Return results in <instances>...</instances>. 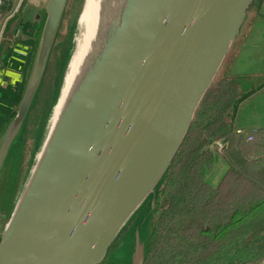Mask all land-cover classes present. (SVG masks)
<instances>
[{"label": "water", "instance_id": "1", "mask_svg": "<svg viewBox=\"0 0 264 264\" xmlns=\"http://www.w3.org/2000/svg\"><path fill=\"white\" fill-rule=\"evenodd\" d=\"M68 2L44 4L28 75L0 148L24 131ZM253 2L126 0L48 140L47 122L0 233V264H100L136 214L118 259L144 264L158 194Z\"/></svg>", "mask_w": 264, "mask_h": 264}, {"label": "trees", "instance_id": "2", "mask_svg": "<svg viewBox=\"0 0 264 264\" xmlns=\"http://www.w3.org/2000/svg\"><path fill=\"white\" fill-rule=\"evenodd\" d=\"M256 1L259 6L262 0H254L252 6ZM73 37L71 32L65 53L58 60L59 72L66 67ZM236 95V83L222 75L205 93L158 194L165 202L155 213L144 264H237V230H264V159L247 160L255 151V136L252 134L253 142H247L230 129L231 122L227 123ZM54 100L47 102L42 115L32 116V136L36 137L40 119L48 115ZM216 143L228 144L224 156L233 166L212 187L205 181L203 170L211 167L213 153L203 151ZM14 158L12 163L18 170L1 187V210L8 216L19 189L13 176L22 169L21 155L19 161L16 156L10 162ZM251 251L245 262L264 260V237L253 242Z\"/></svg>", "mask_w": 264, "mask_h": 264}, {"label": "crops", "instance_id": "3", "mask_svg": "<svg viewBox=\"0 0 264 264\" xmlns=\"http://www.w3.org/2000/svg\"><path fill=\"white\" fill-rule=\"evenodd\" d=\"M24 1L0 0V133L16 113L22 87L30 67L32 48L38 33V23L33 19L41 14L39 9L41 10L46 3V0H26L27 3L23 4L21 14L20 10L18 11L19 4ZM32 12H36L33 17ZM254 12V16L249 18L246 27L241 29L235 41L232 62L225 67L222 76L236 83V100L230 112L232 131L246 132L251 137L253 134L256 146L252 157L256 160H263L264 0ZM212 153L213 165L215 163L226 165V170L224 168L225 172L222 173L224 175L228 169L224 152L213 151ZM211 169L210 174L215 168ZM205 181L214 187L208 179ZM137 215L126 224L119 236L121 233L129 232ZM123 237L124 235L120 237L119 249L106 264H122L123 260L118 259V252L124 244Z\"/></svg>", "mask_w": 264, "mask_h": 264}, {"label": "rangeland", "instance_id": "4", "mask_svg": "<svg viewBox=\"0 0 264 264\" xmlns=\"http://www.w3.org/2000/svg\"><path fill=\"white\" fill-rule=\"evenodd\" d=\"M26 3H27L26 0L24 1V3L21 2L19 4L18 11L22 10L23 4H26ZM85 3H86V0H69L58 35H57V38H56V41L54 43V48L52 49V53L49 58L47 68L43 74L38 90L32 100V109L29 110L27 122L24 125L25 127L24 131H22L21 129L20 132L19 131L14 132L8 138V140L4 142L5 144L2 145L0 148V157L3 158L4 160L3 166L0 167V219H1L0 220V233L6 223V219H7L6 217H8V214L1 210L3 206V205L1 206V202H2L1 194L3 193L1 190V187L10 179L11 175H13L14 171L17 169L16 168L17 165L12 163L15 161V158L12 159L11 162L10 160H8V158L9 156H10L9 159L17 156L18 161H19V155H21L22 161L20 162L19 167H21L22 169H20V171L13 176L14 180H15V177L17 179L16 184L19 187L18 189V193H19L20 189L23 187L24 180L26 179V176L29 170L34 165L36 155L38 153V150L40 149L39 145L41 144V142H43V137L46 132L45 129L48 128L49 130L51 126V120H49L51 117L50 116L51 109L49 108L48 115L47 116L45 115L44 118L40 119L39 129L37 131L36 137L32 136V124H31L32 116L33 115L36 116L37 114L42 115L44 108L47 106V102L48 101L50 102L53 98H56L59 88H61V84L63 82V78L65 76L66 71L64 72L65 70L64 69L62 72H59V66L56 63L57 62L56 59L58 58L57 54L60 51V48H58V46L60 45L61 41L65 39L68 33V30L72 29V34L74 37H73V41H70V51L68 50V53L70 54V56L74 53L75 46H76V38L79 33V20H80L81 14L84 12L83 10H84ZM257 4L258 3L256 1L255 4H253V6L250 7L247 13L245 24H244L245 27H246V23H248V21L250 20L249 18L254 16L255 14L254 11H256L257 9ZM39 11H41V14H42L43 8H41V10L39 9ZM35 13L32 12V17L34 16ZM85 19H86L85 14H83L82 19H81V24L85 21ZM69 26H71V28H68ZM244 26L243 28H245ZM235 45H236V42H234V44L232 45L233 48L231 47L229 53L224 59V62L216 78L224 74L225 67L230 62H232V58H233L232 54H233ZM56 86H58V88H56ZM53 104H54V101L51 107L53 106ZM231 116L232 115L230 113L229 117L227 118V123L231 121ZM47 122H48V127H47ZM1 134L2 132L0 133V137H1ZM244 135L246 136V134ZM250 141L253 142L252 140ZM250 141H247V142H250ZM18 161H16V163H18ZM223 164L220 165V164L215 163L213 165L212 163L209 169L203 170L204 179L205 180L208 179L210 184L213 185L214 187L218 183L220 178L222 177L223 171L225 172L226 170V165L225 164L223 165ZM211 168H215V169H213L214 171L210 174L209 172L212 170ZM17 197H18V194L16 196V199ZM158 202H159L158 209H161L162 207L160 208L159 206L164 205L165 200L163 198L161 200L158 199ZM155 213L153 216V222L155 218ZM123 235L125 234L121 233L118 239H116L115 242L109 248L104 264H106V262L110 260L113 254H115V252L119 249V240H120V237L122 238ZM235 235H236V239L239 240V248H240V253L237 259L238 260L237 264H259L255 261L245 262V258L248 256L249 257L251 256L252 254L251 248H252L253 242L258 241L259 238L261 237H264V230H262L261 232L258 228H252V229L242 228V229H239V233L237 230V233H235ZM246 245L249 246L248 249H246ZM124 253L125 255H127L128 250H125ZM218 264H225V263L219 262Z\"/></svg>", "mask_w": 264, "mask_h": 264}, {"label": "bare ground", "instance_id": "5", "mask_svg": "<svg viewBox=\"0 0 264 264\" xmlns=\"http://www.w3.org/2000/svg\"><path fill=\"white\" fill-rule=\"evenodd\" d=\"M125 2L126 0H86L84 12L79 20L75 51L69 64L60 100L50 118L51 126L47 140L58 123L64 108L70 102L76 85L82 79V74L92 66L95 58L104 48L108 34L120 15ZM83 14H85L86 19L81 24Z\"/></svg>", "mask_w": 264, "mask_h": 264}, {"label": "flooded vegetation", "instance_id": "6", "mask_svg": "<svg viewBox=\"0 0 264 264\" xmlns=\"http://www.w3.org/2000/svg\"><path fill=\"white\" fill-rule=\"evenodd\" d=\"M22 11L23 10H20V12H21V14H22ZM24 13V12H23ZM24 15V14H23ZM22 15V16H23ZM37 16H39V19L37 20L36 19V17ZM43 15L42 14H40V15H36L35 16V18L33 19L34 21H36L37 23H42V19H43V17H42ZM68 28H71V26H69ZM72 32V29H69L68 30V33H67V35H66V37H65V39L63 40V41H61V43H60V45L58 46V48H60V51H59V53L57 54V59H56V63H57V65H58V60L60 59H62V57H63V55H64V53H65V50H64V47H65V44L68 42V37H69V35H70V33ZM37 36H38V33H37ZM230 129H232V126L230 125ZM236 134H239L240 136H242V137H244V138H246V140L247 141H250V140H252V137L248 134V133H246V132H241V131H234ZM244 134H246V136L244 135ZM226 145V148L225 149H223V151L222 152H226L227 151V149H228V144L227 143H225V144H221V149L223 148V146H225ZM218 149H220V148H218V147H216V145L213 147V146H211V148H205V150L203 151V152H205V151H207V150H210L211 152H219L218 151ZM226 159V158H225ZM260 159V158H259ZM247 160H251V161H255L256 160V158L255 157H252V155L251 156H248V159ZM259 161V160H258ZM226 162H227V164H228V169H227V171H226V173L223 175V177L229 172V170L231 169V167L233 166L232 164H231V162L230 161H228L227 159H226ZM236 171H237V169H236ZM222 177V178H223ZM222 180V179H221ZM105 260H106V258L103 260V262L102 263H100V264H104L105 263Z\"/></svg>", "mask_w": 264, "mask_h": 264}, {"label": "built area", "instance_id": "7", "mask_svg": "<svg viewBox=\"0 0 264 264\" xmlns=\"http://www.w3.org/2000/svg\"><path fill=\"white\" fill-rule=\"evenodd\" d=\"M216 147L221 148V143H216Z\"/></svg>", "mask_w": 264, "mask_h": 264}]
</instances>
